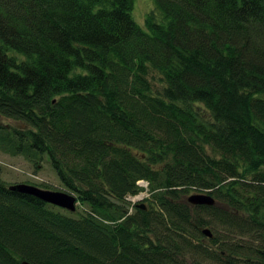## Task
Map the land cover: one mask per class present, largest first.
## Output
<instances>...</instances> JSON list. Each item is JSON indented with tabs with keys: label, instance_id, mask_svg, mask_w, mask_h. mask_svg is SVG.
<instances>
[{
	"label": "trees",
	"instance_id": "trees-1",
	"mask_svg": "<svg viewBox=\"0 0 264 264\" xmlns=\"http://www.w3.org/2000/svg\"><path fill=\"white\" fill-rule=\"evenodd\" d=\"M134 1L0 0V152L84 207L0 180V264H264V0Z\"/></svg>",
	"mask_w": 264,
	"mask_h": 264
},
{
	"label": "rangeland",
	"instance_id": "rangeland-1",
	"mask_svg": "<svg viewBox=\"0 0 264 264\" xmlns=\"http://www.w3.org/2000/svg\"><path fill=\"white\" fill-rule=\"evenodd\" d=\"M153 8L152 0H135L134 8L132 10L133 19L139 24H144L145 14ZM264 97V94H260ZM202 105H196L202 110ZM199 111V110H198ZM207 116V113H205ZM0 180L5 184L35 183L36 185H46L48 189L65 191L73 193L65 188L59 181L55 171L52 169L48 159L45 157V162L41 168L35 171L33 167L20 156H8L0 152ZM41 188V187H40ZM74 195V194H73ZM76 210L84 209L83 206L76 203Z\"/></svg>",
	"mask_w": 264,
	"mask_h": 264
},
{
	"label": "water",
	"instance_id": "water-1",
	"mask_svg": "<svg viewBox=\"0 0 264 264\" xmlns=\"http://www.w3.org/2000/svg\"><path fill=\"white\" fill-rule=\"evenodd\" d=\"M9 189L20 193H25L35 196L36 198L42 200L43 202L58 206L65 210L73 211L75 209V203H76L75 196L65 191L44 189L27 183L11 184L9 186ZM186 199L190 204L193 205H197V204L212 205L215 202L214 198L206 193H192L189 196H187ZM138 206L144 207L143 204H139ZM202 232L207 236H211V232L208 228L203 229ZM20 264H31V263H29L26 260H23L21 261Z\"/></svg>",
	"mask_w": 264,
	"mask_h": 264
},
{
	"label": "built area",
	"instance_id": "built-area-1",
	"mask_svg": "<svg viewBox=\"0 0 264 264\" xmlns=\"http://www.w3.org/2000/svg\"><path fill=\"white\" fill-rule=\"evenodd\" d=\"M140 183H141V184H143V185H145V184H146V182H140ZM134 198H135V197H133L132 199L134 200Z\"/></svg>",
	"mask_w": 264,
	"mask_h": 264
}]
</instances>
